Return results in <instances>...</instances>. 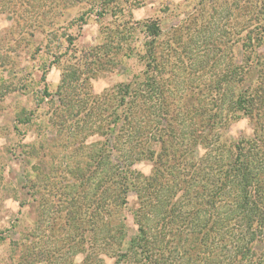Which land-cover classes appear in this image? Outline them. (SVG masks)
Instances as JSON below:
<instances>
[{
    "label": "trees",
    "instance_id": "obj_1",
    "mask_svg": "<svg viewBox=\"0 0 264 264\" xmlns=\"http://www.w3.org/2000/svg\"><path fill=\"white\" fill-rule=\"evenodd\" d=\"M18 1H26V8L16 5ZM30 1L1 0L11 6L9 13L18 22L31 9ZM111 1L47 0L44 5L45 9L49 5L46 11L56 14L57 21L85 4L88 12L81 13L78 21L84 22L97 5L101 6L94 13L98 18H111L101 27V42L84 50L79 63L62 72L54 95L58 102L53 105L50 100L48 122L67 144L79 145L78 154H85L82 168L73 167L76 176L71 178L87 189L96 179L90 215L66 211L61 218L60 233L66 231L70 238L66 249L83 254L80 264H106L110 257L119 264H197L201 259L202 264H264V54L257 51L260 44L264 46V36L250 34L257 17L237 29L236 37L245 31L242 59L220 73L223 90L219 83L197 86L181 116L174 113L171 100L178 92L173 73L185 56L179 50L180 33L189 42L193 24L200 27L207 21L201 14L188 15L184 24L167 33L153 19L116 23L122 13L109 7ZM44 12L39 27H44ZM55 22L53 18L46 26ZM130 59L143 70L98 96L90 92L87 74L110 72ZM8 66L0 63V74ZM248 78L251 82L246 86ZM241 119L252 122V137L236 142L223 138L222 131ZM90 137H96L94 143L84 145ZM196 147L203 150L197 159ZM142 162L152 166L148 175L132 169ZM129 192L136 196L131 212L135 228L130 235L119 216ZM95 241L107 246L97 251ZM27 248L26 257L33 258L35 242Z\"/></svg>",
    "mask_w": 264,
    "mask_h": 264
},
{
    "label": "rangeland",
    "instance_id": "obj_2",
    "mask_svg": "<svg viewBox=\"0 0 264 264\" xmlns=\"http://www.w3.org/2000/svg\"><path fill=\"white\" fill-rule=\"evenodd\" d=\"M25 3L18 1L16 5L26 8L23 7ZM46 3L47 0H31L27 16L18 22L9 13L11 6L0 0V63L10 65L0 74V264H68L69 261L80 264L83 254L76 248L66 249L70 238L66 231L60 233L63 229L61 218L66 211L88 217L97 196L93 187L95 178L88 189L80 180L71 178L76 176L73 167L82 168L81 156L85 154L83 151L78 154L79 145L67 144L66 137L56 133L48 117L53 107L50 100L53 105L58 102L54 95L62 72L69 65L78 64L84 50L101 42V27L109 25L111 18H98L94 13L101 6L97 5L95 12L84 16V22L78 21L81 13L88 12L89 5L85 4L66 12L57 21L56 14L46 11L49 8L48 5L45 9ZM109 4L122 13L116 23L120 19H129V25L146 19L158 20L165 33L172 26L184 24L188 15L201 14L207 21L200 27L197 22L193 24L189 42L184 39L183 32L180 33L183 45L179 50L185 56L180 58L173 73L178 92L175 91V98L171 100L174 113L181 116L197 86L203 88L219 83L223 90L224 84L218 80L229 65L240 64L241 37L245 33L236 37L240 23L256 16L257 22L251 23L255 28L250 34L264 36V8H261L264 0H202V3L200 0H112ZM43 11L46 15L44 27H39ZM53 18L55 24L46 26ZM231 33L233 35H229ZM257 51L264 54L263 44ZM142 70L143 65L130 59L125 66L119 65L94 77L91 72L86 79L90 92L98 96ZM250 82L248 78L245 85ZM45 90L48 96H44ZM252 131V122L241 119L222 132L227 141L236 142L251 138ZM95 139L88 138L84 145H91ZM202 155L203 150L196 147V159ZM151 167L149 162H142L132 169L148 175ZM126 202L119 216L124 217L130 235L135 228L131 216L136 205L135 194L129 192ZM54 230L58 233L54 234ZM32 233L35 238H31ZM32 241L35 242V256L29 259L26 252ZM102 245L107 246V243L95 241L93 246L102 251ZM116 260V257L106 258L105 263L119 264ZM262 260L264 263V257ZM202 262L203 259L197 264Z\"/></svg>",
    "mask_w": 264,
    "mask_h": 264
}]
</instances>
